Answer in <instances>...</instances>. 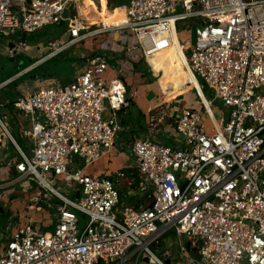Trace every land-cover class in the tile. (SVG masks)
Listing matches in <instances>:
<instances>
[{
  "label": "built area",
  "instance_id": "built-area-1",
  "mask_svg": "<svg viewBox=\"0 0 264 264\" xmlns=\"http://www.w3.org/2000/svg\"><path fill=\"white\" fill-rule=\"evenodd\" d=\"M69 2V39L55 41L50 58L115 31L127 62L148 61L168 46L172 22L176 28L195 20L188 63L203 81L202 91L212 90L211 108L220 101L226 119L216 121L198 95L202 108H186L176 121L178 147L150 137L134 142L139 182L130 188L133 181L124 172L85 173L116 147L122 130L118 113L131 103L123 86H113L119 81L107 79L105 58L89 61L70 81H54L15 100L14 109L30 124L32 156L0 117V264H264V0H129L123 24L92 32H84L72 14L74 0H0V35L13 38L11 53L28 46L18 32L61 25ZM204 117L213 120V133ZM6 140L19 149V165L3 147ZM80 162L84 168L74 169ZM22 176L40 188L29 211L42 212L41 199L47 206L57 200L49 227L30 214L23 220L11 215ZM124 181L130 185L128 206L119 189ZM141 197L135 207L134 199ZM78 213L87 217L83 230ZM172 230L179 237L178 255L168 250L159 258Z\"/></svg>",
  "mask_w": 264,
  "mask_h": 264
},
{
  "label": "crops",
  "instance_id": "crops-1",
  "mask_svg": "<svg viewBox=\"0 0 264 264\" xmlns=\"http://www.w3.org/2000/svg\"><path fill=\"white\" fill-rule=\"evenodd\" d=\"M92 1L94 5L95 4L94 1L100 2L102 0H92ZM128 2L129 0H127V3ZM113 10L114 11L111 13V16L109 18H107L106 20L103 19L105 22L102 24L103 28L107 26L110 27L119 26L125 22V17H124L125 8L116 7ZM176 28L175 26H172L168 34L166 35V38L168 40V46L166 48L161 49L160 51L155 52L152 56L148 57V61L144 60L142 61V63L134 64L131 62L130 63L127 62V55L125 53V50H122V46H121L123 45V43L122 41H119L120 35L112 34V35H108L111 37L112 41L110 42V39L108 40L105 38L106 43L104 45L101 43H99L98 45L97 44L98 40L96 41V44L92 40L91 44L89 43L88 45H85L86 49L89 51L88 54H85L82 51H77L75 50V48H69L66 51L57 55L56 57L50 58L48 57V55L52 48L51 46L55 41H60L59 38L54 39L52 42L49 43V47H47L49 49L48 53L43 57L36 58L35 60H39V62L37 66L33 70H31L34 71L32 73V78L37 80L39 84H43L44 81H48V80H51L52 83L54 81L67 82L73 79L74 76L86 66L87 62L89 61L92 62L99 58H105L108 61L109 68L106 73L107 79L111 82L116 80L119 81V83L117 82L113 86L115 87L116 85H119L125 88L124 89L126 91L125 97L128 101L132 103V106L130 109H122L118 113V116L121 119V127H122L121 135H119L118 138L119 142L116 143V147L113 150H111L108 154H106L104 157L100 159V161L102 159H108L107 166L103 170H100L99 173L93 175L90 174V175L92 176L112 175L115 174V172L127 173L129 179L133 181V184L130 186L128 185L127 181H124L121 182L119 186V189H121L120 187L122 185H125V187L122 190L126 192L124 196L126 198L128 195V190L131 187L133 188L137 186L136 182L138 180V175L135 171V168L134 167L131 168L130 165L126 167L127 164L126 161L129 160L128 153L131 154V147L134 144V142L142 137H150V138L153 137L148 135L152 134L151 131H153V128H155L156 126H160L161 133L157 135L156 138L153 137L154 140L158 142H162L160 140L163 138L164 139L163 141H166L167 144H170L168 141H172L173 143L172 147H178L181 139L175 134V125L177 119L181 115L182 111L185 110L186 108H195V109L202 108L201 103L197 101V98L196 101L192 100L191 98L192 95L189 92L184 91L183 94H181V96L178 99H176V96L180 94L173 92L181 90L182 88H187L190 82L191 84H193V86L195 85L196 87L195 89L198 90V95H200L202 101L207 99L205 93L202 91L201 84L198 82L197 78L195 77L196 83H194L192 81V77L190 76L189 72L186 71L185 68L179 62H177V60H175L170 56L169 45L172 42V36L176 35L179 38L180 43L184 46V48L182 49V54L184 55V57L187 59L188 62L187 55L189 50H187V48L190 45V41L185 40V38L181 39ZM66 42L67 41H65L64 43ZM109 42L111 43L110 44L111 47L105 48V45L107 46ZM102 45L104 46V48ZM28 47L29 44L26 48L23 49L21 53H23L26 49H28ZM10 49L11 47H9V52L7 53V55H5L6 57H9L8 55L11 54ZM63 53H71L72 57L77 58V60H79L78 66L80 65V59L82 58H86L87 62L84 61L86 63L80 66L78 71H76L73 75H71V77H67L64 73L66 69L68 70L70 69L68 68L69 65H67L68 64L67 60L62 61L58 59L63 55ZM91 53L93 54V56L89 57L88 55H90ZM56 59H58V62H54V60ZM119 60L122 61V64L119 63L117 64V61ZM27 67L28 66L26 65L21 71L25 70ZM161 73H163L164 76L160 79L159 76ZM42 77H46V78L42 79ZM157 78L159 79L157 80ZM154 80L157 81V93H155V89L153 88ZM11 81L9 79H6L2 83H0V86H2L1 84L5 86ZM176 84H178L179 86ZM131 90L137 92V95L133 98L130 96ZM152 95L156 97L150 98V96ZM186 95H188V98H184V96ZM170 98H172L171 103H169L168 101ZM208 100L207 102L209 104ZM107 107H108V111L106 112V116L109 118L110 108L108 104ZM206 108L208 109L209 113L212 114L211 106L209 105V108L206 106ZM224 112L225 113L222 114L223 115L222 119L219 120L220 124H223V121H225L226 119L227 111L225 110ZM212 116L215 119L213 114ZM169 118L171 119L170 121ZM205 120H208V122L210 123V127L207 129V132L213 133L214 130L213 120L209 119L208 117H204V121ZM170 132H173V136H174L173 138H171L172 133L168 134ZM113 161H115L114 163L115 167L114 169H111L110 163ZM86 170L87 169H85V173ZM23 187L25 188V185ZM120 194H121V190H120ZM22 202L23 204L25 203L24 200ZM12 203L9 206V210L11 209ZM140 204L141 201L138 199V205ZM136 205L134 206L136 207ZM26 206L28 209L29 205L26 204ZM27 214L28 211L26 212V215ZM49 229L51 230L52 228Z\"/></svg>",
  "mask_w": 264,
  "mask_h": 264
},
{
  "label": "rangeland",
  "instance_id": "rangeland-1",
  "mask_svg": "<svg viewBox=\"0 0 264 264\" xmlns=\"http://www.w3.org/2000/svg\"><path fill=\"white\" fill-rule=\"evenodd\" d=\"M75 1H77V6H74L73 9H75L76 11L72 10V14L82 19V21L85 24V30H86L84 32H92L94 30L103 28L102 24L105 23L103 19L106 20L107 18H109L111 16V13L114 11L113 9L116 8V6L107 5L108 6L107 9L106 8L102 9L101 7L97 6L95 1H94L95 4L93 5L92 0H75ZM118 1L119 2L117 1L115 2L118 5L117 7H123L125 3L127 2V0H118ZM196 23L197 22H195V20H189L186 22H180L177 25L176 29H177V32L180 38L181 39L185 38V40L190 41V45L188 46L187 50H190L191 46L195 43L196 28H197ZM113 32L115 31H111L110 34ZM67 33H68L67 24L59 25V26H51V27L48 26V27L38 30L37 32L31 33V34H23L22 32H18L17 36H21L22 37L21 41H25L27 44H29V47L23 53H20L19 51L15 54H12L11 49H10L11 54L8 55L9 57H6L5 55H7V53L9 52V47H10L9 43L11 40H13V38L7 39V38H3L0 35V83L8 79L10 76L11 78L9 80L10 81L12 80L11 81L12 83L9 82L5 86L1 84L2 86L0 87V117L1 118L6 117L5 122L7 123L11 134L15 137V139L21 145H24V149H22L20 146L19 147L28 156H32V144L29 140V137L27 136V132L30 130V124L28 123L27 118L23 114L18 113V111L14 109L13 102L15 100H18L19 98L31 95L37 88H48L51 86V83H52L51 80L44 81L43 84H39L37 80L32 78V73L34 71H31V70H33L39 62V60H35V59L43 57L44 55L48 53L49 49L47 47H49V43L57 38H59L60 41L64 43L65 41L69 39V35ZM97 36H96L97 38L90 37L86 40L87 42L83 41L79 45L73 46L71 48H75V50L77 51H82L85 54H88L89 51L86 49L85 45H88L89 43L91 44L92 40L95 42V44H96V41L98 40V43H97L98 45L99 43L104 45L106 43V39L108 40L110 39V42L112 41L110 36H107V35L105 36L104 34L97 35ZM15 41L19 42L20 40L15 39ZM110 42L107 44L108 47L105 45V48L111 47ZM88 56L91 57L93 56V54L91 53ZM58 59L62 61L67 60V63H68L67 65H69L68 68H70L69 70L66 69V71L64 72L67 77H71V75H73L76 71L79 70L80 66H82L83 64L87 62L86 58H82L80 59V65L78 66L79 60H77V58L72 57L71 53H63V55ZM58 59L54 60V62H58ZM31 61H33L31 65L27 67L25 70L21 71L26 65L30 64ZM139 63H142V60ZM163 76H164L163 73H161L159 78L161 79ZM159 78H157V80ZM153 88L155 89V93H157V81L156 80H154L153 82ZM195 88H196L195 85L193 86V84L189 82L187 88H182L181 90H178L173 93L180 94L176 96V99H178L181 96V94H183L184 91L189 92L192 95L191 97L192 100L196 101V98H197V101L201 103V100L199 99ZM204 93L207 97V100L208 99L211 100L213 98L212 90H206L204 91ZM155 97L156 96L154 95L150 96V98H155ZM184 98H188V95L184 96ZM168 101L169 103H171L172 98H170ZM213 106H214V110L212 109V114L214 115L215 119L219 122V120L222 119L223 117L222 114L225 113L224 112L225 108L223 107V104L220 101L215 102ZM104 117L105 118L107 117L106 113ZM170 120L171 119L169 118V121ZM204 125L206 129L210 127V123L208 122V120L204 121ZM121 132L119 133V135H121ZM151 133L152 134H149L148 136H153L154 138H156V136L161 133L160 126H156L155 128H153V131H151ZM171 133H172L171 138H173L174 137L173 132H170L168 134H171ZM163 140H164L163 138L160 140L162 142H165L163 144L173 146L172 141H168L170 144H167L166 141H163ZM118 142H119V139H117L116 143ZM3 147L4 148L7 147V151L9 153L8 156L10 158H17V164L19 165L18 160L21 161V159L18 158L19 156H21L19 149H17L10 141H7L3 145ZM4 152L6 153V151ZM128 158L129 160L126 161L127 162L126 167L130 165L131 168L132 167L135 168V161H134L133 156L130 153H128ZM111 163H110L111 169H114L115 161ZM107 164H108V159H102L99 163H96L88 168H85L87 169L86 174H89V175L97 174L99 173L100 170H103L107 166ZM84 165L85 164L83 162H80V164H75L73 167L74 169H81V168H84ZM21 167L24 169L23 165ZM11 170H12L11 173L13 174L14 179H18L20 176L19 172L16 169H11ZM125 174L128 175L127 173ZM24 185H25V188L23 187ZM124 187L125 185H122L120 187L121 195L123 197L122 205L128 206L129 205L128 198L124 197L126 192L122 190ZM57 188H59L61 191H64L61 185H58ZM39 189L40 188L37 187V184L33 179L24 180V177L22 176L15 186L16 198L13 199L10 212H11V215L17 218V220L19 218L23 220L25 218L26 212L28 211V214H30V217L35 222H37L40 226L47 228L49 227L51 220L52 221L54 220L55 201L57 200L52 198L50 205L47 206L43 202V199H41L42 202H40V206L43 209L42 212H37L36 210L29 211V208L27 210V206H26V204L29 206L33 205L35 198L39 194L38 192L40 191ZM142 199L143 197H141L139 200L141 201ZM23 200L25 201L26 204L25 203L23 204L22 202ZM134 204H138V199L136 198L134 199ZM77 215L80 219V229L83 230L84 227L87 225V217L79 213ZM8 220L11 221V219H8ZM0 221L1 223H3L4 220L1 219L0 217ZM47 231H50V229H47ZM181 240L184 243H187V239L185 237H182ZM178 242H179V237L177 236L175 230L170 231L163 239V249L157 253L158 257L162 258V254L168 250L171 251L174 256H177L179 252ZM128 264H133V263H128Z\"/></svg>",
  "mask_w": 264,
  "mask_h": 264
},
{
  "label": "bare ground",
  "instance_id": "bare-ground-1",
  "mask_svg": "<svg viewBox=\"0 0 264 264\" xmlns=\"http://www.w3.org/2000/svg\"><path fill=\"white\" fill-rule=\"evenodd\" d=\"M74 2H75V4L77 5V1H75L74 0ZM124 17H125V21L127 20V14H126V11H125V14H124ZM78 23H79V25H80V27L84 30V31H86L85 30V24H84V22L82 21V19H80V18H78ZM172 26H175V23L174 22H172V24H171V27ZM105 28H111L110 26H107V27H105ZM173 29V28H172ZM174 31V30H173ZM112 34H118V35H120L119 33H117V32H113V33H111L110 35H112ZM11 47V46H10ZM184 48V46L180 43V41H179V38L176 36V35H174V36H172V42L170 43V45H169V53H170V56L172 57V58H174L175 60H177V62H179L184 68H185V70L186 71H188L189 72V74H190V76L192 77V81L194 82V83H196V79H195V76L193 75V73L190 71V69H189V67L190 66H188V62H187V59L184 57V55L182 54V49ZM205 104V106H207L208 108H209V105H210V103L208 104V102H207V99L206 100H203L202 101V104ZM211 106V105H210ZM208 110V109H207Z\"/></svg>",
  "mask_w": 264,
  "mask_h": 264
},
{
  "label": "trees",
  "instance_id": "trees-1",
  "mask_svg": "<svg viewBox=\"0 0 264 264\" xmlns=\"http://www.w3.org/2000/svg\"><path fill=\"white\" fill-rule=\"evenodd\" d=\"M119 2L118 0H102V1H100V2H97L96 1V4H97V6H99V7H101L102 9L103 8H108V6H118L117 5V3H115V2ZM127 4V2L125 3V5ZM108 5V6H107ZM33 61H31L30 62V64H28L27 66L29 67L30 65H31V63H32ZM38 72V71H37ZM11 78V76L8 78V79H10ZM46 77H42V79H45ZM199 82H200V84L201 85H204V83H203V81L202 80H200L199 79ZM205 88V87H204ZM206 90H208V89H204V91H206ZM131 106H132V103H130V108H131ZM130 108H128V109H130ZM15 138V137H14ZM16 140V139H15ZM17 141V140H16ZM17 143L19 144V146L22 148V149H24V145H21L18 141H17ZM18 158H20L21 159V156H19ZM138 182H139V180H137V184H138ZM121 200L123 201V197H122V195H121ZM129 204H131V203H129ZM134 205H136V204H134ZM136 207H138V204L136 205Z\"/></svg>",
  "mask_w": 264,
  "mask_h": 264
},
{
  "label": "water",
  "instance_id": "water-1",
  "mask_svg": "<svg viewBox=\"0 0 264 264\" xmlns=\"http://www.w3.org/2000/svg\"><path fill=\"white\" fill-rule=\"evenodd\" d=\"M71 8H72V3L69 2L66 6V9L64 11V14H63V21L61 23V25H64L65 24V21L68 20L71 16ZM179 150V149H178ZM73 162L75 163H78V158L76 156L73 157ZM169 264V263H168Z\"/></svg>",
  "mask_w": 264,
  "mask_h": 264
},
{
  "label": "clouds",
  "instance_id": "clouds-1",
  "mask_svg": "<svg viewBox=\"0 0 264 264\" xmlns=\"http://www.w3.org/2000/svg\"><path fill=\"white\" fill-rule=\"evenodd\" d=\"M72 9V8H71ZM199 82V81H198ZM200 83V82H199ZM204 92V91H203Z\"/></svg>",
  "mask_w": 264,
  "mask_h": 264
}]
</instances>
